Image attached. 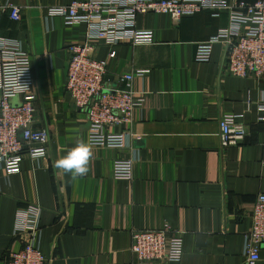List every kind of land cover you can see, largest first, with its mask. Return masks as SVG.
Here are the masks:
<instances>
[{"label":"crops","instance_id":"1","mask_svg":"<svg viewBox=\"0 0 264 264\" xmlns=\"http://www.w3.org/2000/svg\"><path fill=\"white\" fill-rule=\"evenodd\" d=\"M8 1L22 7L21 20L2 9ZM73 1L85 0H0V39L31 55L34 128L50 135L46 157H26L17 173L0 164V264L22 246L19 214L31 207L41 209L37 243L47 264H144L132 250L133 230L166 224L182 233V259L151 264H247L245 235L264 193V77L229 74L222 43L210 60L196 58L200 43L230 27L229 14L139 13L136 28L153 30L152 43L93 41V57L108 63L107 87L125 88L120 76L133 73L130 87L142 99L131 123L111 128L128 138L116 148L91 144L87 112L66 89L69 47L86 41L89 26L49 7ZM226 115L246 135L224 147ZM79 139L93 156L87 175L72 181L54 164ZM123 159L133 161L132 179L115 177Z\"/></svg>","mask_w":264,"mask_h":264},{"label":"built area","instance_id":"2","mask_svg":"<svg viewBox=\"0 0 264 264\" xmlns=\"http://www.w3.org/2000/svg\"><path fill=\"white\" fill-rule=\"evenodd\" d=\"M2 9L9 11L14 20H21V6L8 1ZM49 10L54 15L63 16L67 23L84 22L89 26L86 41L69 47L66 89L76 105L87 112L92 145L126 147L127 135L111 132V128L131 123L134 111L142 101L130 87L133 73L120 76L125 88L107 87L108 63L93 57V41L104 39L111 45L123 39L134 44L152 43L153 30L136 28L139 13H168L175 20L203 11L214 15L228 13L230 27L200 43L197 60H210L213 45L222 43L226 47L225 69L229 74L264 77V0H85L51 6ZM110 55L114 56L115 52ZM25 68L21 74L20 70ZM14 75H21L19 81L11 79ZM18 82L26 85V90H14L12 84ZM16 98L20 100L14 103ZM35 98L31 55L0 39V164L8 173L19 172L26 157L37 160L49 154V132L34 128ZM259 120L264 122V93L259 102ZM221 130L224 147L237 144L246 135L234 115L223 117ZM34 149H43L44 155L34 153ZM115 177L132 179L133 161H116ZM40 216L39 207H31L19 214L16 234L22 246L12 251L3 264H47L37 243ZM132 239V250L144 264L176 263L182 259V233L170 224L159 229L133 230ZM263 247L264 193H261L253 205L252 227L245 235L247 264H264Z\"/></svg>","mask_w":264,"mask_h":264},{"label":"clouds","instance_id":"3","mask_svg":"<svg viewBox=\"0 0 264 264\" xmlns=\"http://www.w3.org/2000/svg\"><path fill=\"white\" fill-rule=\"evenodd\" d=\"M26 69L27 68L21 69V74L26 71ZM19 77L14 75L11 79L13 81H19ZM12 87L14 90L18 91H24L27 88L26 85L19 82L13 83ZM27 135L28 134L25 133V136ZM44 135H46V133ZM33 152L40 156L44 155L43 149H34ZM92 156L93 151L91 145L85 140L79 139L76 141L74 147L67 149L66 155L56 159L54 167L61 170L64 174L69 175L70 179L75 181L78 178L87 175Z\"/></svg>","mask_w":264,"mask_h":264},{"label":"water","instance_id":"4","mask_svg":"<svg viewBox=\"0 0 264 264\" xmlns=\"http://www.w3.org/2000/svg\"><path fill=\"white\" fill-rule=\"evenodd\" d=\"M53 147H54V151H55V149H56V148H55V146H54V145H53Z\"/></svg>","mask_w":264,"mask_h":264}]
</instances>
